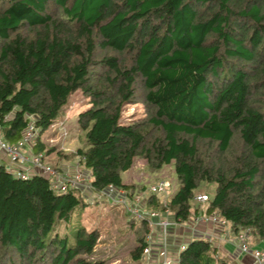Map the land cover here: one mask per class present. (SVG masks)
I'll return each instance as SVG.
<instances>
[{
  "label": "trees",
  "instance_id": "obj_1",
  "mask_svg": "<svg viewBox=\"0 0 264 264\" xmlns=\"http://www.w3.org/2000/svg\"><path fill=\"white\" fill-rule=\"evenodd\" d=\"M75 90L87 98L75 117L80 144L58 159L78 160L93 199L107 184L135 191L120 173L137 157L150 171L171 163L176 221L216 213L227 234L264 239V0H0L2 138L15 143L32 120V152L44 160L52 149L40 135ZM137 97L145 116L122 121ZM235 136L240 149L227 158ZM5 160L0 264H107L86 259L98 233L80 222L84 192L35 169L20 178ZM200 182L214 189L197 202ZM128 222L139 264L147 225ZM175 264L237 263L196 234Z\"/></svg>",
  "mask_w": 264,
  "mask_h": 264
},
{
  "label": "rangeland",
  "instance_id": "obj_2",
  "mask_svg": "<svg viewBox=\"0 0 264 264\" xmlns=\"http://www.w3.org/2000/svg\"><path fill=\"white\" fill-rule=\"evenodd\" d=\"M260 96L259 101L262 103L264 96L263 94H260ZM86 102L87 98L79 90L72 92L57 118L41 133L40 139L43 146L52 149L48 152L46 158H44V163L49 164L56 161L61 156L59 152H70L80 144L79 136L81 132L77 129L75 117L78 111L86 107ZM261 105L259 108H261ZM121 116L124 122L138 120L145 116V108L140 100H138V97L135 103L124 105ZM239 149L240 144L235 136L228 149L229 152L227 151L224 156L231 155L232 152L235 154ZM65 161L70 162L69 164H65L69 167L79 165L76 158ZM120 178L123 182L134 184V196L137 194L138 196L136 197L140 201L144 198L147 201L148 196L151 195L149 188L157 179L167 181V194H154L157 205L152 208L157 211L162 209L163 202L176 189V177L171 163L163 164L158 170L150 171L146 167L145 161L137 157L129 169L120 173ZM213 189V183L200 182L197 191L208 195L212 193ZM84 195L85 200H88L89 203L81 213L80 222L86 230L94 228L98 233L94 250L90 256H86V259L103 260L107 264H136L131 257V251L137 245L139 229L136 224L128 222L129 218L120 210V207L122 208L123 206L118 208L112 204H108V202L106 204L100 200L101 198L96 197L97 199H93L88 191H84ZM128 201L126 200L127 203ZM141 209L148 210L150 208L144 205ZM250 245L264 251V239L251 240ZM174 247H169V250L175 252L177 246Z\"/></svg>",
  "mask_w": 264,
  "mask_h": 264
},
{
  "label": "built area",
  "instance_id": "obj_3",
  "mask_svg": "<svg viewBox=\"0 0 264 264\" xmlns=\"http://www.w3.org/2000/svg\"><path fill=\"white\" fill-rule=\"evenodd\" d=\"M36 135V129L33 126V121L29 120L20 138L12 144L7 143L1 136L0 127V153L6 158L4 164L7 170H10L14 175L25 178L31 169L38 170L46 177H50L53 187L65 189L66 187L79 188L84 192L89 188V174L80 166L75 167L65 166L59 170L51 168L49 164L44 163L41 153L32 152V143ZM168 182L163 179H157L151 184L149 190L151 194L166 193ZM134 190L129 188L122 189L115 187L112 184H107L98 193L100 198H104L108 204L120 207L124 214L133 220L144 221L147 225V232L144 236V245L139 256V264H175L177 261L178 252L184 247V244H179L176 251L169 250V227L172 224H181L176 221L166 205L167 200L163 202L162 209L157 211L147 205L146 198L140 199L134 196ZM206 195L198 193L193 196V200L201 202L206 200ZM128 201V203L126 202ZM146 205L150 209L142 210V206ZM184 224V223H182ZM213 226L218 228L219 234L227 235L224 228V221L219 218L216 213L207 215H198L192 218L189 227L190 231L195 232V226ZM197 231V230H196ZM157 242V245L155 243ZM230 242L235 246L238 253L250 252L255 264H264V251L261 249L250 248L247 238V232L241 231L233 235Z\"/></svg>",
  "mask_w": 264,
  "mask_h": 264
},
{
  "label": "crops",
  "instance_id": "obj_4",
  "mask_svg": "<svg viewBox=\"0 0 264 264\" xmlns=\"http://www.w3.org/2000/svg\"><path fill=\"white\" fill-rule=\"evenodd\" d=\"M53 163H56L58 167L62 168L66 166L65 164H69L70 162L57 158L56 161H53ZM190 222L191 221H187L184 224H172L169 227V247H176L179 244H184L186 241H188L193 236H196L197 234L199 236L210 237L213 245L216 248V253L218 256L230 258L237 264H255L250 252H237L235 246L230 242V240H232L233 234L228 233L226 236H222L219 234L218 228L216 229L213 226L200 225L195 226L197 231L195 230V232H191L189 227ZM155 245H157V242L155 243ZM249 246L250 248H256L251 246L250 243Z\"/></svg>",
  "mask_w": 264,
  "mask_h": 264
}]
</instances>
